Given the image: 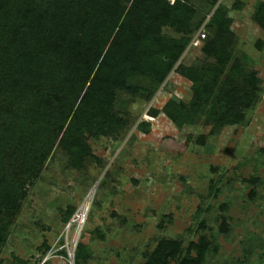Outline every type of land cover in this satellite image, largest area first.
I'll list each match as a JSON object with an SVG mask.
<instances>
[{
	"label": "rangeland",
	"instance_id": "1",
	"mask_svg": "<svg viewBox=\"0 0 264 264\" xmlns=\"http://www.w3.org/2000/svg\"><path fill=\"white\" fill-rule=\"evenodd\" d=\"M163 2L177 7L183 25L171 19L152 35L183 40L185 50L162 83L139 72L128 80L135 92L114 91L113 112L126 123L111 135L83 128L91 153L83 167L57 140L37 176L24 181L11 161L22 157L17 146L30 131L18 116L25 101L37 106L21 92L14 106H0V174L20 192L18 209L0 203L10 212L0 219V264H76L79 243L80 264H145L162 239L181 240L186 250L202 235L212 241L202 264H264V0ZM6 19L0 15V33ZM199 32L206 37L193 44ZM211 39L218 51L206 53ZM15 44L35 53V63L47 52L30 37ZM16 45L7 55L19 54ZM58 64L61 87L70 75L63 59ZM204 73L216 80L210 93H199ZM38 109L39 117L50 113Z\"/></svg>",
	"mask_w": 264,
	"mask_h": 264
},
{
	"label": "trees",
	"instance_id": "2",
	"mask_svg": "<svg viewBox=\"0 0 264 264\" xmlns=\"http://www.w3.org/2000/svg\"><path fill=\"white\" fill-rule=\"evenodd\" d=\"M129 1V6L124 5ZM163 1L20 0L18 3V0H0V15L8 16L6 20L14 23H2L5 30L0 33V106L5 100H11L14 106L17 99H23L21 93L29 97L34 107L37 106V109L30 108L25 101L23 113L18 116L20 121L28 124L30 131L24 133L27 139L17 146L18 156L22 157H12L11 161L17 163L18 174L24 181L37 176L57 140L69 151L71 164L83 167L85 158L91 154L82 136L83 128L90 133L98 134L94 130L99 129V132L111 135L125 125V120L117 118L113 112L114 91L119 88L135 92L137 87L128 81L134 74L141 72L153 82L164 81L186 45L183 40L167 43L152 35V31L171 19L173 23L183 25L176 18L177 7ZM183 30L187 34L190 29L185 27ZM4 35L9 38L6 44L2 43ZM24 37L44 43L46 57L38 54L42 59L35 63V53H27L15 44ZM151 41H157L156 45L151 46ZM15 45L20 52L14 58L7 54L15 49ZM133 50L139 54L133 56ZM203 51H218L215 40H209ZM156 54L163 55L164 59L159 63ZM146 57L149 64L145 65ZM59 59H63L64 71L70 75L61 87L56 76ZM178 67L182 69V63ZM197 82L201 86L199 93L202 90L210 93L216 80L204 73ZM43 106L50 113L39 117L38 108ZM0 162V167L5 170V161ZM11 177L6 171L0 174L4 194L0 195V203L16 210L20 192L16 182H10ZM223 209L225 211V207ZM9 213L0 211V219H5ZM221 218L220 230L227 232L226 217ZM4 226L0 230V247L5 240ZM211 246L212 241L207 235L190 241L186 250L181 240L162 239L145 264H171V259H177L176 264H202ZM82 249L83 245L79 243L76 264H80Z\"/></svg>",
	"mask_w": 264,
	"mask_h": 264
},
{
	"label": "built area",
	"instance_id": "3",
	"mask_svg": "<svg viewBox=\"0 0 264 264\" xmlns=\"http://www.w3.org/2000/svg\"><path fill=\"white\" fill-rule=\"evenodd\" d=\"M204 37H206V34H205V32H199L197 35H196V37H194V39H193V44H198L199 43V41L201 40V38H204Z\"/></svg>",
	"mask_w": 264,
	"mask_h": 264
}]
</instances>
